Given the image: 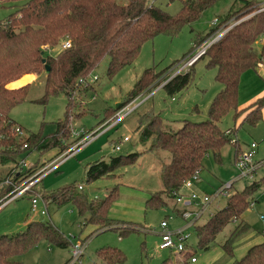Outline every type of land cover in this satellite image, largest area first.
Segmentation results:
<instances>
[{"label": "rangeland", "instance_id": "374dc122", "mask_svg": "<svg viewBox=\"0 0 264 264\" xmlns=\"http://www.w3.org/2000/svg\"><path fill=\"white\" fill-rule=\"evenodd\" d=\"M152 1L170 14H176L182 5L181 0ZM250 1L258 5L263 2V0ZM22 4L23 2L0 4V22L19 9ZM244 4L245 0H217L206 8L199 18L185 25L178 35L171 37L160 34L147 40L136 60L120 69L114 76L108 75L109 57L104 58L89 77L91 79L97 76L92 82V87L73 99L69 123L70 128L76 132L84 129L88 133L100 126L109 110L115 109L128 99L146 69L154 68L157 73H165L153 84L151 91L139 95L141 99L139 107L127 115L116 128L81 148L57 171L45 176L40 185L33 184L28 193L20 194L15 191L16 188H13L3 195L0 203L15 194L18 198L10 200L0 209V236L23 231L30 221L44 219L59 229L69 242H78L79 239L89 236L83 264L101 262L97 258V252L105 246L116 247L125 255L124 262L114 264H160L164 260L168 263H176L183 261L185 254L192 251L195 252L198 262L192 263L189 258L188 264H232L235 255L232 257L228 254L222 245L237 226V222L228 224L219 233L209 250H203L198 246V237L194 228L188 230L190 238L187 240V248L183 255L173 249L160 248L161 223L166 221L168 228L175 229L185 225L186 221L178 211L181 206L176 203L175 198L161 195L163 203H159L158 193L164 188L162 167L170 161V153L164 149L150 150L152 141L141 142L139 138L141 130L138 131L137 127L139 123L145 121V124H142L144 127L149 121L145 115L154 113L164 120L165 129H176L184 120L201 122L209 118L210 106L223 85L216 80L217 68L209 66L207 57L199 59L192 67L183 70V73L192 70V80L187 88L170 95L164 87H157L163 84L171 73L175 75L186 57L194 53L198 47L195 45L196 41L217 28L205 40L209 41L218 29L233 25L234 21L237 24L247 18L249 15L239 19L248 10L244 8ZM230 14H233L231 19L217 27L214 21L217 19L220 24ZM262 40L260 39L256 45L258 50L262 48ZM61 50V45H58L50 52L56 55ZM29 80L31 81L27 83L29 87L25 101L15 106L10 115L27 134L41 133L50 136L55 133L57 122L66 117L68 97L65 93H59L49 97L47 103L41 102L45 95V72L35 78L25 76L12 86ZM238 99V112L230 111L219 122L223 130L232 131V141L221 149L220 160L213 153L205 156L199 172L200 180L195 183V190L201 194H212L229 183L232 186L227 189L226 195H220L210 203L208 210L197 220V224H204L213 213L223 208L228 196L242 191L264 176V106L260 111L261 120L256 123L246 120L248 109L260 99L264 100L263 68L256 67L243 72ZM125 136L130 140L124 141ZM73 140L74 137L71 135L68 141ZM235 142H238L237 147ZM252 143L257 145L254 160L259 167L251 176L238 178L240 170L236 162L237 157L248 152ZM118 144L121 145V150L115 149ZM57 150L49 149L43 154L34 150L29 154L21 155L18 162L24 160L25 168L35 163L37 165L33 166V173L22 179L17 186L31 185L38 175L40 169L38 166L53 157ZM136 152L139 156L134 163L117 166L114 175L112 173L111 176L88 181L87 169L90 164L101 159L108 162L113 157ZM16 166V163L0 164L1 187L6 188L11 184L7 182V176ZM79 185H82V189H79ZM65 186H74L77 193L89 201L105 200L115 191L118 196L109 211V217L126 223L121 224L123 227L137 230L121 235L118 229L97 230L94 225L85 226V218L79 215L72 201H64L61 204L50 202L46 204L47 213L42 215L40 211L45 206L42 200L39 202V211H32L33 195L43 191L56 192ZM253 198V205L243 217L250 228L235 241L233 254L236 244L250 239L264 238V218H261V215L264 216V185L254 192ZM69 246L60 247L43 239L17 259L24 264H64L71 255Z\"/></svg>", "mask_w": 264, "mask_h": 264}, {"label": "trees", "instance_id": "16d2710c", "mask_svg": "<svg viewBox=\"0 0 264 264\" xmlns=\"http://www.w3.org/2000/svg\"><path fill=\"white\" fill-rule=\"evenodd\" d=\"M216 1L181 0L180 10L176 14H170L152 0H126L125 2L120 0H0V4L23 2L19 9L0 22V143L3 146L0 149V164L16 163L18 166V158L21 155L29 154L34 150L43 154L49 149H58L53 157L38 166V169H41L51 159L61 154L66 149L64 141L72 135L69 116L73 99L92 87V83H85L82 79L90 77L106 57H109L108 75L114 76L120 69L136 60L147 40L160 34L171 37L178 35L185 25L199 18L202 12ZM262 7L263 5L245 0L244 8L248 10L239 19L249 16L231 27L201 56V58H208L209 66L217 68L215 78L223 85L210 106L207 120L201 122L184 120L176 129H165L164 120L154 113L145 115L149 121L144 127L142 124H145V121L139 123L137 130H141L139 134L141 142L146 143L151 140L150 150L164 149L170 153V161L162 167L164 188L158 193L160 204L163 203L161 195L176 197V193L182 189L184 183L196 171L201 170L206 155L213 153L220 160L221 149L232 141V131L223 130L219 122L230 111L238 112L239 86L243 72L256 68L264 61V10ZM232 15L230 14L220 22V25L228 22ZM216 29L196 41L195 45H201ZM260 39H263L262 48L258 50L256 45ZM67 40L71 41L69 48L62 49L56 55L50 52L52 48ZM44 59L45 62H43ZM46 65L50 66L49 73L45 71ZM43 72L46 73V84L45 95L41 102L47 103L49 97L65 93L68 97L66 117L57 122L56 131L50 136H44L41 133L13 135L12 128L17 122L10 113L15 106L25 101L29 85L9 88L8 84L16 80V82L20 81L18 79L26 74L39 75ZM164 73H157L154 68L146 69L128 99L115 109L109 110L103 120L113 117L119 109L139 95L151 91L153 84ZM172 75L173 73L168 77ZM191 80L192 70H189L186 73L176 74L163 87L168 94L173 95L187 88ZM18 85L21 84L18 83L15 86ZM263 106V99L252 105L248 109L246 120L252 123L261 120L260 111ZM235 146H238V142H235ZM138 156L139 153L136 152L113 157L108 162L103 159L98 160L89 165L87 179L91 181L111 176L112 173L114 175V169L117 166L134 163ZM35 165L37 163L28 168L24 167L21 172H16L17 166L13 168L7 176L11 184L6 188L1 187L0 178V198L12 190L14 185H19L22 179L32 174L34 171L32 168ZM43 179L36 185H40ZM262 185H264V176L246 186L242 191L228 196L225 206L213 213L207 222L194 225L198 246L203 250H209L219 233L228 224L237 222V226L222 245L224 250L233 257L235 241L250 228L243 218L244 214L253 205L254 192ZM36 195L42 196L46 204L72 201L79 215L85 218V226L94 225L97 230L118 229L121 235L137 230L123 227L121 224L126 223L109 217V211L118 196L115 191L102 201H89L78 194L74 186H65L51 193L43 191ZM178 211L182 212L181 209ZM88 237L79 241L86 242ZM43 239L60 247L68 245L71 247L73 244L50 222L32 220L27 223L25 230L0 236V264H24L17 257L31 250ZM194 254L193 251L188 252L184 260L177 264H188L189 258L195 256ZM97 258L101 262L95 261L92 264H114L126 260L122 251L112 246L100 248ZM160 264L169 263L164 260ZM232 264H264V238L253 244Z\"/></svg>", "mask_w": 264, "mask_h": 264}, {"label": "built area", "instance_id": "2783aa9c", "mask_svg": "<svg viewBox=\"0 0 264 264\" xmlns=\"http://www.w3.org/2000/svg\"><path fill=\"white\" fill-rule=\"evenodd\" d=\"M264 10V5L262 7ZM214 23L217 25V27L220 25L219 21L216 19ZM236 23H233V25L225 26L223 28L218 29L215 32V35L213 38L209 41H204L201 45H198V47L194 50V53H191L186 59L184 60L182 66L179 68V70L176 71V74L182 73L183 70H186L187 68L193 66L200 58L201 56L206 52L207 48L213 44L215 41H217L221 36H223L231 27H233ZM71 46V41L67 40L61 44L62 49L69 48ZM257 67H261L264 69V61L259 63ZM173 75L167 79L163 84L158 86L157 88L163 87L173 76ZM97 79V76L94 78H87L82 79L83 82L92 83L94 80ZM140 96L136 99L132 100L130 103L119 109L113 117L109 118L105 122H103L100 126H98L95 130L86 132L84 129L81 131H75L72 129V135L74 137L73 141H64L65 144V150L59 154L58 156L51 159L46 165H44L39 171L38 175L36 177V180L29 186H15V191L19 192L20 194L28 193L30 191V188L33 184H36L38 181L43 179L45 176L49 175L50 173H53L57 171L60 166L66 162L69 158L75 156L78 151L83 148L84 146L91 143L96 138L104 135L108 131H110L113 128H116L119 123L123 121V119L129 115L131 112L136 110L139 105L141 104ZM13 135L16 134L18 136H25L27 133L25 130L18 125L17 123L13 125L12 128ZM130 138L128 136H125L124 141H128ZM3 146L0 143V149H2ZM257 145L256 143H252L250 146V149L248 152L241 154L237 157V166L240 170V175L238 178H244L247 176H251L254 174V172L258 169L259 164L254 160V155L256 152ZM116 150H121V145L115 146ZM25 167V161L22 160L21 163L18 164V168L16 169V172H21L24 170ZM200 171H196L193 176L188 179L182 189L176 193V203L181 206V216L186 221V224L183 227H176L175 229L168 228V223L166 221H163L161 223V230L159 232L162 242L160 244L161 249H173L176 250L178 253L182 254L186 251V244L187 240L190 238V233L188 230L190 228H193L194 225H196L197 220L201 218V216L208 210L210 203L215 199L218 198L220 195H226L227 189L232 186L231 183L225 185L222 189H219L215 191L212 194H201L195 190V183L199 182ZM7 182H10L8 179ZM79 189H82V185L78 186ZM18 195L15 194L11 196L9 199L4 201L3 203H0V209L3 208L7 202H9L12 199H17ZM44 202V208L41 209V214L45 215L47 213L46 209V201L42 198L40 195H33L31 198V209L33 212L39 211L40 204L39 202ZM2 202V201H1ZM70 258L69 260L64 264H83L84 262V255L87 249V242H73L72 246L70 247ZM197 261V258L195 256L191 257V262L195 263Z\"/></svg>", "mask_w": 264, "mask_h": 264}, {"label": "crops", "instance_id": "0c3cea01", "mask_svg": "<svg viewBox=\"0 0 264 264\" xmlns=\"http://www.w3.org/2000/svg\"><path fill=\"white\" fill-rule=\"evenodd\" d=\"M260 5H264V0H263V2L260 4ZM25 76H33L34 78L36 77V76H38V74H36V73H30V74H26V75H24L23 77H25ZM22 77V78H23ZM22 78H20V79H22ZM20 79H18V80H20ZM32 80V79H31ZM31 80H29V81H27V82H25V83H23V84H21V85H18V86H12V84L14 83V82H16V81H13V82H11V83H9L8 84V87L9 88H19V87H21V86H23V85H25V84H27V83H29ZM130 140V139H129ZM261 218L263 219L264 218V216L263 215H261ZM44 220V219H43ZM42 220V221H43ZM246 221V220H245ZM247 222V221H246ZM184 226V225H183ZM183 226H178V227H183ZM264 232V231H263ZM263 240V238L262 239H260V238H257V239H250V240H247V241H244V242H242V243H240V244H236L235 246H234V257H233V261L235 260V259H239V258H241L246 252H247V250L253 245V244H255V243H258L259 241H262ZM180 255H183V254H180ZM179 260V259H178ZM179 261H177L176 263H169V264H177ZM196 262H198V259H197V261ZM195 262V263H196ZM193 263V262H192ZM233 263V262H232Z\"/></svg>", "mask_w": 264, "mask_h": 264}, {"label": "water", "instance_id": "95a60500", "mask_svg": "<svg viewBox=\"0 0 264 264\" xmlns=\"http://www.w3.org/2000/svg\"><path fill=\"white\" fill-rule=\"evenodd\" d=\"M46 60L44 59L43 62H45ZM46 73H49L50 72V66L49 65H46ZM44 221V220H43Z\"/></svg>", "mask_w": 264, "mask_h": 264}]
</instances>
